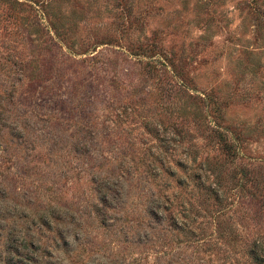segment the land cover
<instances>
[{"label":"rangeland","instance_id":"374dc122","mask_svg":"<svg viewBox=\"0 0 264 264\" xmlns=\"http://www.w3.org/2000/svg\"><path fill=\"white\" fill-rule=\"evenodd\" d=\"M0 264H264V0H0Z\"/></svg>","mask_w":264,"mask_h":264}]
</instances>
